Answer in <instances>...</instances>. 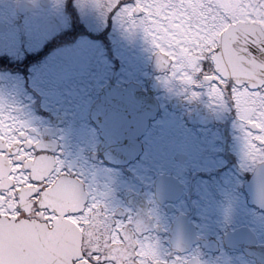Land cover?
<instances>
[{
	"label": "flooded vegetation",
	"instance_id": "af4514ba",
	"mask_svg": "<svg viewBox=\"0 0 264 264\" xmlns=\"http://www.w3.org/2000/svg\"><path fill=\"white\" fill-rule=\"evenodd\" d=\"M79 1L0 7V107L23 121L113 220L132 219L150 264H264V153L245 156L237 113L211 103L206 90L190 99L181 84L166 82L156 56L147 68L145 59L133 67L127 59L122 72L93 80L98 32L80 20ZM112 27L107 13V45ZM84 41L91 43L89 72L65 57ZM65 66L73 73L55 69ZM108 83L143 93L154 87L156 111L143 129H135L136 106L124 129L103 121L104 109L94 105Z\"/></svg>",
	"mask_w": 264,
	"mask_h": 264
},
{
	"label": "snow or ice",
	"instance_id": "6c2138e0",
	"mask_svg": "<svg viewBox=\"0 0 264 264\" xmlns=\"http://www.w3.org/2000/svg\"><path fill=\"white\" fill-rule=\"evenodd\" d=\"M140 29L167 81L231 107L245 156L264 153V0H107ZM132 219L113 220L23 121L0 107L2 264H150ZM154 247V246H153Z\"/></svg>",
	"mask_w": 264,
	"mask_h": 264
},
{
	"label": "rangeland",
	"instance_id": "374dc122",
	"mask_svg": "<svg viewBox=\"0 0 264 264\" xmlns=\"http://www.w3.org/2000/svg\"><path fill=\"white\" fill-rule=\"evenodd\" d=\"M106 3L107 0H80V20L93 28V31L101 33L107 14ZM118 16V13L113 15V27L111 34L108 36V41L111 42V45L109 44L110 47L100 39L93 40V46H91L93 51V80L101 81L104 77L110 75L111 72H122L127 59H129L128 63L131 67L137 65L141 59H145L144 63L147 68L155 57L154 49L150 41L145 38L143 31L140 29H129L127 25L120 22ZM90 44H86L84 41L76 46L74 50L65 51L66 60L71 63L73 69L89 72L90 66L87 63L85 64V59L92 58ZM116 62L119 63L116 66L117 71L114 69L111 71V67L113 68ZM55 69L60 74L69 75L73 73L66 66L63 71L60 68L55 67Z\"/></svg>",
	"mask_w": 264,
	"mask_h": 264
},
{
	"label": "water",
	"instance_id": "95a60500",
	"mask_svg": "<svg viewBox=\"0 0 264 264\" xmlns=\"http://www.w3.org/2000/svg\"><path fill=\"white\" fill-rule=\"evenodd\" d=\"M136 85L121 87L113 84H106L101 90V102L94 105L96 109H104L105 119L115 123L114 128L124 129L128 125L123 123L130 122L128 114L132 112V107L137 108L138 116L134 120L135 129L144 128L148 123V118L153 117L156 111L154 99L155 89L150 84L148 92H139ZM111 114L113 117H109ZM107 142V141H106ZM2 264V261H0Z\"/></svg>",
	"mask_w": 264,
	"mask_h": 264
},
{
	"label": "clouds",
	"instance_id": "9594fccd",
	"mask_svg": "<svg viewBox=\"0 0 264 264\" xmlns=\"http://www.w3.org/2000/svg\"><path fill=\"white\" fill-rule=\"evenodd\" d=\"M12 0H0V7L8 4V3H11ZM176 247L179 249L180 248V243L179 241L176 242Z\"/></svg>",
	"mask_w": 264,
	"mask_h": 264
},
{
	"label": "trees",
	"instance_id": "16d2710c",
	"mask_svg": "<svg viewBox=\"0 0 264 264\" xmlns=\"http://www.w3.org/2000/svg\"><path fill=\"white\" fill-rule=\"evenodd\" d=\"M98 39L104 41V42H107V39H106V30H105V33H98L97 35Z\"/></svg>",
	"mask_w": 264,
	"mask_h": 264
}]
</instances>
